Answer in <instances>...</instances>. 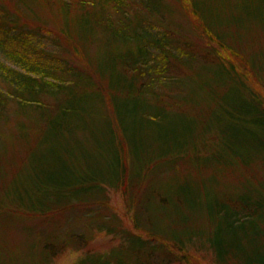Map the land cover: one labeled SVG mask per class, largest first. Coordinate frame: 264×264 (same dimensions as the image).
Listing matches in <instances>:
<instances>
[{
  "label": "trees",
  "instance_id": "1",
  "mask_svg": "<svg viewBox=\"0 0 264 264\" xmlns=\"http://www.w3.org/2000/svg\"><path fill=\"white\" fill-rule=\"evenodd\" d=\"M0 52V233L28 238L23 264L226 250L161 223L196 213L258 232L264 184L223 189L264 168V0H0ZM101 233L109 255L89 250Z\"/></svg>",
  "mask_w": 264,
  "mask_h": 264
},
{
  "label": "rangeland",
  "instance_id": "2",
  "mask_svg": "<svg viewBox=\"0 0 264 264\" xmlns=\"http://www.w3.org/2000/svg\"><path fill=\"white\" fill-rule=\"evenodd\" d=\"M251 41L252 39L246 41V44L249 45ZM255 57L258 62L264 59L260 52L256 54ZM0 61H4L7 64L12 65V61L6 59L1 52ZM262 91L263 89L261 90V92ZM187 109L189 108L186 107V110ZM262 166V164H257L253 167L256 168L255 171L257 172L258 177L257 175L255 177L249 175L245 168L244 170L240 167L234 169V171L231 173V176L233 177L231 182L227 180L225 182V184L229 186L228 190L223 189L224 195L230 194L231 196H233L235 195V193L244 191L246 187L256 185L260 186L261 184H264V168ZM9 178L10 180H13L14 178L13 174L10 172ZM111 205L113 206L114 211H116L119 216L124 219L125 225L123 226L132 229L130 220L124 217L125 208L123 200L121 199V196L119 194L111 193ZM190 218L191 219L189 220L165 218V220H162L161 223L164 225L165 229L180 228L181 230L186 229V231L190 233H197L203 238L201 242L206 243H208V239H210V241L212 239L211 242H213L215 236L220 233L228 243L226 250H217L216 253L211 249L200 248L201 246L199 245H197V247L194 246L188 251L192 258L191 264H253L254 261L264 262V216L262 218H258V220H260L262 224V226L258 229V232L253 230L250 231L249 221L244 224V227L245 229H247V231L239 232V242L236 241L235 236H233L234 233L230 232V230L220 231L221 228L224 229L226 227L227 222L229 223L230 220L215 219L214 221H212L206 216L198 213L191 215ZM20 235L21 233L18 231H11L10 233H0V263L23 264V262L28 261L30 254H32V252L28 249V238L25 236L21 237ZM119 240V238H116L113 235L101 233L90 245L89 250L95 252H105L108 253L107 255H109L111 253L112 247L118 245ZM126 250L127 249H116L113 254H118ZM82 253L83 252H68L64 256L62 255L61 258H58L54 264H76Z\"/></svg>",
  "mask_w": 264,
  "mask_h": 264
}]
</instances>
